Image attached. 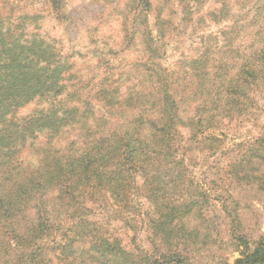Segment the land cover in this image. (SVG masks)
I'll use <instances>...</instances> for the list:
<instances>
[{"label": "trees", "instance_id": "obj_1", "mask_svg": "<svg viewBox=\"0 0 264 264\" xmlns=\"http://www.w3.org/2000/svg\"><path fill=\"white\" fill-rule=\"evenodd\" d=\"M14 6L10 15L0 12V264H186L183 246L199 235L183 220L194 211L204 219L212 205L199 187L181 188L187 151L205 132L185 134L169 116L133 120V134L119 125L99 134L103 123H95L90 98L65 83L73 55L40 31L42 13L14 17ZM64 94L80 102L63 106ZM37 102L49 104L16 119ZM24 150L32 161L21 157ZM255 151L250 144L252 156L232 162L229 174L243 189L264 190L253 162L264 158ZM235 239L236 264H264V236Z\"/></svg>", "mask_w": 264, "mask_h": 264}, {"label": "rangeland", "instance_id": "obj_2", "mask_svg": "<svg viewBox=\"0 0 264 264\" xmlns=\"http://www.w3.org/2000/svg\"><path fill=\"white\" fill-rule=\"evenodd\" d=\"M13 5L14 17L42 13L40 31L73 55L65 83L82 86L95 123H103L99 134L117 125L133 134V120L169 116L182 122L185 134L205 132L187 151L184 191L176 193L191 184L212 199L206 220L195 211L183 220L199 235L183 246L185 263L236 264L235 236L250 243L264 236V190L243 189L229 174L250 144L264 158V0H0V12L10 15ZM62 99L63 106L80 102ZM47 103L20 109L16 119ZM21 157L34 155L24 150ZM253 162L263 174L264 159Z\"/></svg>", "mask_w": 264, "mask_h": 264}]
</instances>
